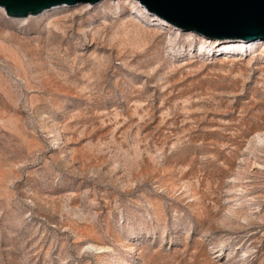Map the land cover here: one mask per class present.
Returning a JSON list of instances; mask_svg holds the SVG:
<instances>
[{"label": "rangeland", "instance_id": "374dc122", "mask_svg": "<svg viewBox=\"0 0 264 264\" xmlns=\"http://www.w3.org/2000/svg\"><path fill=\"white\" fill-rule=\"evenodd\" d=\"M151 16L0 7V264H264V46Z\"/></svg>", "mask_w": 264, "mask_h": 264}, {"label": "water", "instance_id": "95a60500", "mask_svg": "<svg viewBox=\"0 0 264 264\" xmlns=\"http://www.w3.org/2000/svg\"><path fill=\"white\" fill-rule=\"evenodd\" d=\"M102 0H0L6 16L24 19L55 7ZM150 14L211 41L264 39V0H137Z\"/></svg>", "mask_w": 264, "mask_h": 264}, {"label": "bare ground", "instance_id": "6f19581e", "mask_svg": "<svg viewBox=\"0 0 264 264\" xmlns=\"http://www.w3.org/2000/svg\"><path fill=\"white\" fill-rule=\"evenodd\" d=\"M62 8H69V7L67 6L55 7V8H52L51 10L45 11L44 13H42V15L49 13L52 10L62 9ZM157 18L155 15L151 16V20L154 23L160 22L159 21L160 18L159 19ZM161 24H163L165 27L170 26L168 23H161ZM213 43H219V45L221 46V52L224 54H227V53H237L238 54V53H242L246 51H251L255 47L260 46V45L264 46V39H258L256 41H247V42L246 41H214Z\"/></svg>", "mask_w": 264, "mask_h": 264}]
</instances>
